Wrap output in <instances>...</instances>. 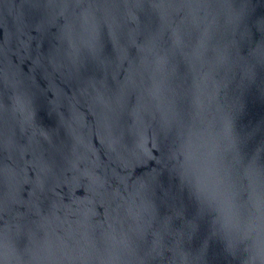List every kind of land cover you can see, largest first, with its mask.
<instances>
[{"label": "clouds", "instance_id": "1", "mask_svg": "<svg viewBox=\"0 0 264 264\" xmlns=\"http://www.w3.org/2000/svg\"><path fill=\"white\" fill-rule=\"evenodd\" d=\"M256 8L0 0V264H202L208 240L195 254L185 242L203 218L241 264H264V145L246 158L243 105L230 96L264 65V38L252 46ZM255 24L264 33V17ZM42 107L53 126L38 119ZM152 160L162 167L136 174ZM165 169L194 218L174 203L161 215Z\"/></svg>", "mask_w": 264, "mask_h": 264}, {"label": "water", "instance_id": "2", "mask_svg": "<svg viewBox=\"0 0 264 264\" xmlns=\"http://www.w3.org/2000/svg\"><path fill=\"white\" fill-rule=\"evenodd\" d=\"M21 0H17L20 3ZM257 3V8L253 17L250 21L252 27V46L264 38V33H261L256 27L255 21L264 17V0H254ZM25 20L28 24H35L39 19V12L29 6H25ZM9 25L11 26V18H9ZM53 31H55L53 29ZM34 36L39 37V34L34 30L32 31ZM4 39V28L0 27V41ZM37 40L33 41V49H35ZM49 48V41L46 38L43 44V51H47ZM107 51H111V45L107 46ZM244 54L248 52V45L245 44L243 48ZM15 60L16 57H13ZM31 61H25L23 65L25 71L28 70ZM181 71H184V66L181 65ZM43 84L44 81L41 80ZM50 95V94H49ZM239 95L240 101L243 105L242 110L238 113L236 117V130L237 132L245 138V143L243 146V151L246 158H250L255 154V151L261 145H264V65H258L256 68V78L251 81L243 89L242 92L235 89L230 91V96ZM187 108V102L183 105ZM38 119L45 126H53L55 124L54 117H50L47 113L46 108H41L38 112ZM98 143V142H97ZM166 141H161L162 148L166 151ZM155 151V150H154ZM157 156L160 155L159 152L155 153ZM260 163L264 164V153H261ZM161 168L160 164H157L155 160L148 163L147 166L137 169L136 174L140 175L145 172H150L152 168ZM159 182L162 187H158L157 195L159 197L158 203H160V213L161 215L170 212V205L173 203L177 207H182L184 210L185 217L192 219L197 214V207L194 201L190 198L187 191H181L179 187L178 178L171 175L167 169H165L159 177ZM28 186H26L27 188ZM168 192V196H165V192ZM78 195H84V190L80 189L77 193ZM27 196V191L24 193ZM102 211V210H101ZM174 226L179 228L181 226V221L178 219L174 222ZM210 236V225L207 218L199 220V228L194 233L193 238L190 241L185 242V248L192 253H198L199 250L204 246V241L208 240V247L204 254V260L202 264H241L242 256L234 258L230 255L224 248L223 243L217 238H211ZM171 256V253H167Z\"/></svg>", "mask_w": 264, "mask_h": 264}]
</instances>
